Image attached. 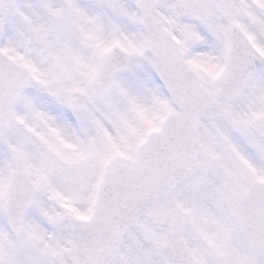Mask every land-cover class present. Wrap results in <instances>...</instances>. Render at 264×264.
I'll return each mask as SVG.
<instances>
[{"label": "snow or ice", "instance_id": "6c2138e0", "mask_svg": "<svg viewBox=\"0 0 264 264\" xmlns=\"http://www.w3.org/2000/svg\"><path fill=\"white\" fill-rule=\"evenodd\" d=\"M0 264H264V0H0Z\"/></svg>", "mask_w": 264, "mask_h": 264}]
</instances>
